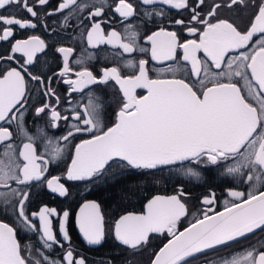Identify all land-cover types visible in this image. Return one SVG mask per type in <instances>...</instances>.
I'll list each match as a JSON object with an SVG mask.
<instances>
[{
    "label": "snow or ice",
    "instance_id": "1",
    "mask_svg": "<svg viewBox=\"0 0 264 264\" xmlns=\"http://www.w3.org/2000/svg\"><path fill=\"white\" fill-rule=\"evenodd\" d=\"M140 3L160 6L145 11L147 17H164L168 7L187 13V19L168 20L178 30L158 26L144 35L145 47L132 23L139 13L131 0H60L43 13L37 8L46 9L49 0H0V10L15 5L30 17L0 15V42L14 40L0 55V212L39 242L34 255L33 245L22 244L17 229L0 221V264H87L71 244L68 210L44 205L30 211L34 186L68 199L72 192L62 180L85 182L91 191L114 168L122 170L120 175L124 170L155 175L173 167L203 183L208 182L206 172H215L227 185L222 208L217 210L216 193L210 190L201 198L202 211L180 230L179 222L189 215V194L181 186L176 194L148 200L141 214L119 216L113 225L115 241L136 255L148 249L153 234L166 235L163 246L149 253L148 264H264V241L259 240L239 253L213 258L233 243L264 233V0ZM223 8L251 9L247 26L222 18ZM56 14L63 16V29H83L79 39L88 49H118L113 66L96 72L83 55L70 62L74 48L59 46L52 50L61 56V67L52 75L34 72L38 54L46 56L49 44L35 34L14 39V27L47 30V17ZM112 16L127 22L126 35L106 29ZM180 32L190 38L181 40ZM95 58L89 53L87 61ZM54 81L66 85L63 98ZM110 83L121 101L108 126L105 100L96 86ZM137 89L146 94L138 95ZM73 94L85 102L72 106ZM29 113L45 120L47 128L65 125L54 138L62 142L55 153L47 150L52 138L45 127L37 124L34 135L27 131ZM13 125L27 142L17 144ZM65 157L70 160L65 172L49 176V167ZM76 223L87 245L103 244L105 219L98 202L81 204ZM57 247L62 254L50 256Z\"/></svg>",
    "mask_w": 264,
    "mask_h": 264
},
{
    "label": "flooded vegetation",
    "instance_id": "2",
    "mask_svg": "<svg viewBox=\"0 0 264 264\" xmlns=\"http://www.w3.org/2000/svg\"><path fill=\"white\" fill-rule=\"evenodd\" d=\"M31 2V0H30ZM60 0H49V4L45 8H37L38 12L43 13L45 10L54 9ZM109 3H113L114 0H108ZM134 6L137 8L139 15L132 21L136 30L140 32V43L145 47L148 45L144 44L143 37L146 34H150L153 31H156L158 26L167 27L169 30H178V27L168 24L169 19H187V13H181L179 10L171 9L165 7L166 15L164 17H159L152 15L147 17L144 13L145 11H152L154 7L157 9L160 6H142L140 0H131ZM208 3H211V0H208ZM68 10H65L64 14H67ZM21 19H30L29 14L26 11L17 9L15 5L9 6L6 9L0 10V15H12ZM251 14V9H228L223 8L221 11L222 18H227L231 21H234L236 24L240 25L241 28H244L248 24V18ZM63 16L61 14H56L47 17V30L44 27H38L35 30L24 29L18 30L14 27L15 37L14 39L27 38L30 35H39L41 38L45 39L49 48L47 50V55L38 54V61L35 67L32 69L34 72L44 71L47 75H52L53 72H56L61 67V56L58 53L53 52V48L59 46L72 47L74 48L73 57L70 58V62L83 55L88 66L91 67L94 71L99 72L102 67H110L115 63L113 53L119 51L118 49H112L111 46L101 45L99 49H88L86 43L82 42L79 39L80 32L83 31L82 28H68L63 29L61 27ZM77 21L72 20V24L75 25ZM87 23V22H86ZM127 22L122 23L118 16L111 17V23L105 25L106 29L115 28L118 32H121L122 36L125 34V25ZM76 37V39H74ZM181 40L188 39L186 33L180 32ZM10 42H0V55L6 54L10 49ZM82 49H87V51L82 53ZM89 53L95 55V59L88 62L87 56ZM19 55V54H17ZM145 58H147L145 56ZM46 60L47 63L42 65L41 61ZM151 64V62H150ZM6 66V65H5ZM123 71V69H122ZM53 87H56L59 94L63 98L65 95L66 85L58 84L55 81L53 82ZM96 91L99 92L105 100V110L103 121L108 126H111L114 114L118 109V105L121 101V93L117 90V86L110 83L107 86H96ZM138 95H145L146 93L141 89H137ZM35 96V94H33ZM72 106H77L80 103L85 102L80 94H73L71 97ZM33 103L36 104L38 101L35 99ZM68 107V105H64ZM27 131L31 134H35L36 126L39 124L42 127H45L48 132V136L51 139V143L47 144V150L49 153H55L56 149L61 146L62 142H58L55 137H59L65 131V125L61 124L59 129H50L47 128L46 121L43 119L38 120L34 114L29 113L25 120ZM14 133V139H16L17 144L22 142H27L22 135H19L13 125L10 129ZM78 142V141H74ZM39 143V141H37ZM67 163H70V160L65 157L64 162L59 163L58 166L51 165L49 167V176L61 175L65 172ZM180 172L172 173V169H165L163 172H157L155 175H142L135 171L124 170L123 174L119 173L121 169H112L108 176L102 178V182L98 184H93L91 186V191H88L85 188V182H68L62 180L70 188L72 195L68 199L59 197L58 195L52 194L49 190L44 187H33V195L30 204V211L37 212L41 206L47 205L50 208H56L58 212L63 210H68L70 212V218L68 223V230L71 236V244L78 251V253L87 258V264H101V261H106L108 259H114L116 264H121L122 261L131 260L132 264H148L149 253L152 250H158L163 243L166 242V235L153 234V239L148 246V249L138 253L136 255H131L126 249L122 248L114 239L113 235V225L115 220L119 216L126 213H135L141 214L144 211V205L146 202L155 195H164L169 196L176 194L180 187H183V191L188 193L187 197V208L189 215L184 217L179 222V229L182 230L187 226L189 220L192 218V214H199L202 211L203 206L201 204V198L204 195H207L210 190L214 191L217 196V210H220L223 206V200L226 198V183L221 179L217 178L215 172H206L205 176L208 178L207 183L197 182L196 180L187 177L184 175V171L180 168ZM115 172L117 175L113 176L112 173ZM143 182L141 188H134V194L136 198L132 201L131 204L127 206L130 209L123 212L122 206L111 207L110 203L113 198V184L121 186L123 182ZM159 183L165 190L155 191L156 183ZM176 182L178 185L174 189H170L171 183ZM240 190H245L243 186H239ZM95 200L101 205V211L105 219V241L100 246H89L83 240L82 235L79 232L78 225L76 223V217L79 212V207L85 201ZM122 213V214H120ZM120 214L119 216H117ZM0 221L9 223L11 226L17 229L18 238L21 240L22 244L31 243L33 245V254L36 255L35 249L39 247V242L35 235L27 233L21 229V227L14 222V219L11 216H6L0 212ZM56 221H54V224ZM264 241V233H257L251 235L247 239H242L237 243H233L230 248L221 249L218 252L213 254V258H223L225 253H239L248 246L255 244L257 241ZM62 254V249L54 248L52 252L49 253L50 256L56 257Z\"/></svg>",
    "mask_w": 264,
    "mask_h": 264
},
{
    "label": "trees",
    "instance_id": "3",
    "mask_svg": "<svg viewBox=\"0 0 264 264\" xmlns=\"http://www.w3.org/2000/svg\"><path fill=\"white\" fill-rule=\"evenodd\" d=\"M180 167H173L172 168V173H178L180 172ZM141 184H143V182H123V184L121 186H118L117 184H113V198L112 201L110 203L111 207H115V206H122L123 207V212L125 213L127 212L130 207H128V204H131L132 201L136 198L135 194H134V188L138 187L139 189L141 188ZM178 184L176 182H172L170 189H174ZM160 190H165L164 187H162L161 185H159V183H156V188L155 191H160ZM120 213V214H122ZM120 214H118L117 216H119Z\"/></svg>",
    "mask_w": 264,
    "mask_h": 264
},
{
    "label": "water",
    "instance_id": "4",
    "mask_svg": "<svg viewBox=\"0 0 264 264\" xmlns=\"http://www.w3.org/2000/svg\"><path fill=\"white\" fill-rule=\"evenodd\" d=\"M141 90L144 91V92L146 93V90H144V89H141ZM155 196H157V195H155ZM161 196H164V195H161ZM153 197H154V196H153ZM153 197H152V198H153ZM152 198H151V199H152ZM149 200H150V199H149ZM147 202H148V201H147ZM147 202H146V204H147ZM146 204H145V205H146ZM145 205H144V209H145ZM134 214H135V213H134ZM182 230H183V229H182ZM162 246H163V245H162ZM162 246H161V247H162Z\"/></svg>",
    "mask_w": 264,
    "mask_h": 264
}]
</instances>
